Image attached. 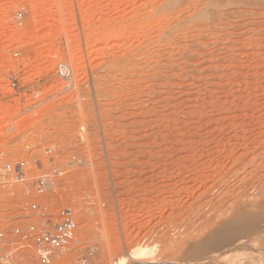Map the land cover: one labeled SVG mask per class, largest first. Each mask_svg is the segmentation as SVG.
Instances as JSON below:
<instances>
[{
  "label": "rangeland",
  "instance_id": "rangeland-1",
  "mask_svg": "<svg viewBox=\"0 0 264 264\" xmlns=\"http://www.w3.org/2000/svg\"><path fill=\"white\" fill-rule=\"evenodd\" d=\"M18 158L74 217L63 261L264 264V0H0Z\"/></svg>",
  "mask_w": 264,
  "mask_h": 264
},
{
  "label": "built area",
  "instance_id": "built-area-1",
  "mask_svg": "<svg viewBox=\"0 0 264 264\" xmlns=\"http://www.w3.org/2000/svg\"><path fill=\"white\" fill-rule=\"evenodd\" d=\"M16 19L21 22V12ZM55 70L61 80L71 77V69L65 63H58ZM8 80L11 89H18L14 75ZM32 161L18 158L0 166V264H90V252L74 261H63L75 239L76 222L70 213L54 216L47 211L43 195L50 173L42 171V163ZM34 166L36 174L31 175ZM51 170L60 174L55 167ZM29 178L32 188L26 185Z\"/></svg>",
  "mask_w": 264,
  "mask_h": 264
},
{
  "label": "bare ground",
  "instance_id": "bare-ground-1",
  "mask_svg": "<svg viewBox=\"0 0 264 264\" xmlns=\"http://www.w3.org/2000/svg\"><path fill=\"white\" fill-rule=\"evenodd\" d=\"M147 252V251H146ZM129 253V252H128ZM140 257V254H135V255H132L128 258L126 257H122L119 261V264H130V263H133L132 260H137L138 258ZM147 258V257H146ZM117 263V262H116Z\"/></svg>",
  "mask_w": 264,
  "mask_h": 264
}]
</instances>
